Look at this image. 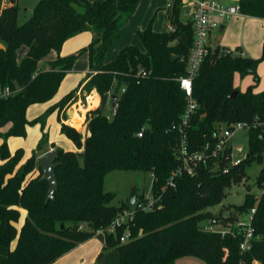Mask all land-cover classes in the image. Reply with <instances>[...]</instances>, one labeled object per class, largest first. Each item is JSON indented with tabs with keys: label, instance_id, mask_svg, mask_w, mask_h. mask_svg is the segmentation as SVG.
<instances>
[{
	"label": "trees",
	"instance_id": "16d2710c",
	"mask_svg": "<svg viewBox=\"0 0 264 264\" xmlns=\"http://www.w3.org/2000/svg\"><path fill=\"white\" fill-rule=\"evenodd\" d=\"M139 3L40 0L22 25L17 2L2 10L0 42L6 50H0V95L7 89L10 94L0 97V130L9 125L10 129L0 145V264H54L130 210L128 203L112 205L116 195L105 191V178L114 171L152 174V194L159 200L150 212L136 211L116 233L97 236L104 246L95 264H178L186 258L205 264H252L255 260L264 264V168L258 178L263 190L260 198L248 194L238 208L245 214L256 206L251 250L241 252L243 239L235 232L222 235L203 229L213 219L233 228L237 214L219 217L208 209L220 205L226 191L246 179L247 167L262 164L264 132H249L246 160L227 173L200 167L194 176L183 175L173 187H166L181 165L177 150L187 98L179 79L187 75L182 59L190 52L193 31L189 21L180 22L175 32H155L150 24L138 31L143 48L125 47L115 61L107 62L110 48ZM180 4L175 0L172 9ZM239 5L241 14L264 19V0H239ZM83 32L93 34L92 43L75 56L61 57L65 42ZM22 46L29 51L19 62ZM52 51L58 58L48 71H42L41 60ZM83 53L89 54L92 71L86 85L100 95L101 104L88 112L85 125L79 128H84L83 133L62 123L61 134L76 151L56 149L58 188L54 200L46 203L49 184L42 180L38 162L43 144L23 163L24 151L12 153L8 138L25 137L28 127L39 123L40 118L28 120L29 107L51 102ZM260 63L218 45L213 48L193 81L198 109L186 127L191 151L214 143V133L221 126L264 118V91H254ZM237 74L254 76L256 84L242 92L234 84ZM76 98L77 90H73L44 115L58 111L59 120H67L65 110ZM107 104L116 109L111 117L104 114ZM139 199L144 200L143 195ZM22 211L26 216L18 228ZM127 231L132 239L122 243L120 238Z\"/></svg>",
	"mask_w": 264,
	"mask_h": 264
},
{
	"label": "rangeland",
	"instance_id": "374dc122",
	"mask_svg": "<svg viewBox=\"0 0 264 264\" xmlns=\"http://www.w3.org/2000/svg\"><path fill=\"white\" fill-rule=\"evenodd\" d=\"M40 0H18V8H19V16H18V24L22 25L25 23L34 12L36 5ZM88 1H95V0H88ZM152 0H142L138 9L135 11V22L134 25H138V30H135L131 33V30L128 29V33L122 39V33L128 21L123 25L121 29L120 36L114 41L110 51L108 52L106 61L113 62L117 59L120 51L128 46H137L139 48H143L141 40L138 35V31H142L147 28L150 24H152L153 30L155 32H162L166 30V26L168 24L173 25L174 28L179 24V19H181V6L178 9H172V13L169 17L168 15V4L169 0H165V4L163 6H159L154 8L150 5ZM174 7V4H173ZM133 16V14H132ZM219 31L214 33V36H217ZM94 37H91L89 33L83 32L70 41L69 44L74 46L72 48V52L69 54L68 57L75 56L79 54L81 49L88 47ZM126 41V42H125ZM28 47L22 46L18 50V60L22 62L27 54H28ZM236 51V49L234 50ZM53 51L50 52L45 58H43L39 64V68L43 69L47 67L51 63V56ZM254 59V58H253ZM257 60H261L259 68L257 70V74L259 77V88L261 91H264V72H263V65H264V44L261 49V54ZM91 70L90 67V57L88 53H83L78 56L75 64L73 66L72 72L66 75L64 79V83L61 86L58 94L54 98V103L58 102V99L62 98L66 94L70 93L73 90H77L84 79L87 78V72ZM250 81V82H249ZM235 83L238 89H245L251 85H255L254 76L249 75L245 78H242L240 75L236 76ZM249 83V84H248ZM263 87V88H262ZM84 90L88 93H91L93 90L90 89L89 85L84 87ZM93 105L92 99L88 102L86 101V105ZM46 103L42 104H34L31 105L28 109L27 118L29 121H34L37 118H40L39 123L35 125H31L28 127L27 135L25 137H9L8 138V146L9 149L13 151H17L18 149H22L25 153L24 161L26 162L28 158H30L37 148L39 147L40 143H50L51 141L57 142L60 145H67L66 139L61 137L59 132V113L55 111L48 116H45ZM97 104L94 103V106ZM87 106V107H88ZM74 105H68L65 112L66 115L69 116H76ZM93 108V107H90ZM83 112V111H82ZM112 108L109 104L105 106L104 114L111 117L112 115ZM88 114V113H87ZM87 117V116H86ZM68 119V118H67ZM68 126L73 127L78 132L83 131L80 130V125L86 122V118L80 117V123L77 126H73L72 124L74 121L69 117L67 120ZM80 128V129H79ZM10 129V125L6 126L5 128L0 130V145L2 144L3 138L8 130ZM249 135L247 130H240L236 132L234 138L231 140L230 145L233 146L235 149L237 147H243V152H236V158H242L245 156L249 151ZM264 156V155H263ZM264 168V158L262 164L258 162L252 163L249 167L246 168V179L238 185H233L226 191V198L224 201L213 208L208 209V211L212 212L216 216H229L232 212L237 214L240 218H246V214H242L239 211V206H242L245 203L246 196L248 194H253L257 198H260L263 190L258 185V178L260 176L261 170ZM152 186H153V176L150 173L145 172H138V171H114L107 175L105 178V191L114 193L116 195L115 200L112 202V205L119 206L122 203H128L131 191L134 187L138 188V196L145 195L151 196L152 194ZM100 242V239L98 240ZM191 264H205L201 260L193 259Z\"/></svg>",
	"mask_w": 264,
	"mask_h": 264
},
{
	"label": "built area",
	"instance_id": "2783aa9c",
	"mask_svg": "<svg viewBox=\"0 0 264 264\" xmlns=\"http://www.w3.org/2000/svg\"><path fill=\"white\" fill-rule=\"evenodd\" d=\"M175 0H169L168 10L173 7ZM188 18L193 31L192 46L186 58L182 61L186 64L187 75L179 79L181 89L185 92L187 98V107L180 125V143L177 150L178 158L181 165L167 181L166 187H173L175 181L183 175L194 176L200 167L208 168L212 173H227L230 168L241 165L247 158L248 153L242 158H236V152H243V147L236 149L230 145L236 132L247 130L248 134L252 130L259 129L264 132V118L258 119L253 123L239 122L227 126H221L214 133L216 141L207 143L202 149L191 151L188 146V135L186 127L191 117L196 113L198 104L193 97V81L198 75L205 59L213 51V35L219 31L223 22L228 21L241 14L240 5L225 6L217 0H190L187 6ZM168 32H175L173 26L168 27ZM147 74L143 73L145 77ZM124 91V90H123ZM10 91L7 89L0 97L9 96ZM113 114L116 109L112 110ZM143 129L138 133V137L142 138ZM249 152V151H248ZM155 178L153 176V182ZM164 187L162 191L166 188ZM144 200L138 199L130 210L123 212L110 226L97 232V236L105 237L106 234H114L118 227L128 223L138 210L152 211L156 202L159 200L153 194L151 196L143 195ZM246 218H238L232 229L224 228V221L213 219L203 225L206 232H219L226 235L232 232L242 236L243 242L240 245L242 253L251 250L254 240L253 221L256 214V206L245 213ZM83 226L81 227V229ZM132 239L131 233L127 231L121 238L122 243H126ZM252 264H259L254 261Z\"/></svg>",
	"mask_w": 264,
	"mask_h": 264
},
{
	"label": "crops",
	"instance_id": "0c3cea01",
	"mask_svg": "<svg viewBox=\"0 0 264 264\" xmlns=\"http://www.w3.org/2000/svg\"><path fill=\"white\" fill-rule=\"evenodd\" d=\"M141 1L142 0H140V3H141ZM189 1L190 0H180V3H181L180 8L182 11L181 12L182 18L179 19V23L180 22L186 23L187 21H189L188 11H187V6L189 4ZM217 1H219L221 4H223L225 6L239 5V0H217ZM17 3H18V0H17ZM140 3H139V5H140ZM164 4H165V0H152V2H150V5L154 8H157L159 6H163ZM10 5H12V4L9 0H0V14L4 8H6ZM139 5H138V7H139ZM138 7H137V9H138ZM171 13H172V10L171 11L168 10L169 17L171 15ZM135 15H136V13L134 12L133 16H131V18L129 19V23L127 24V26L123 30L122 39L128 33L127 32L128 29L131 30V33L134 32L135 30H138L137 28H139V26L137 24L134 25V22L136 20ZM169 26H173V25L168 24L166 26V30H168ZM127 27H128V29H127ZM87 33H89V35L91 37H94L91 32H87ZM75 37H73V38H71L65 42V44L63 45L61 52H60L61 57H68L69 54L72 52L71 51L72 48H75L74 46L69 44L70 41H72ZM212 43H213L212 44L213 48L218 45L221 48H225L231 52L240 53L245 57L254 58V59L258 58L261 54V49H262V46L264 44V19L256 18V17H249V16H245L243 14H240L237 17H234L228 21L223 22L222 27L219 30V34L217 36L213 35V42ZM235 49H236V51H234ZM51 57H52L51 62H53L58 58V54L55 51H53V54ZM41 70L42 71H48L49 65L47 67L41 69ZM263 72H264V65H263ZM91 75H92V71L89 70L87 72V78L82 81L79 88L77 89V98L74 101V103L72 104L75 106L74 107L75 112H77V114L84 119L87 118L86 117L87 113L90 110L97 109L101 104V97L96 92V90H93L91 93H88L87 91L84 90V87L88 83L89 77ZM236 76H238V74ZM236 76H235V79H236ZM63 83H64V80H63L61 86L63 85ZM234 84H235V87L237 88L235 80H234ZM61 86H60V88H61ZM258 86H259V84H257V87L254 90L256 93L262 92L260 90L261 88H259ZM239 90H241L242 92H245V89H239ZM60 99H58V101ZM90 99H92L93 105L88 106V103L86 105V101L88 102ZM94 103H96L97 105L94 106ZM46 104H47L46 106H48L46 108V110H47L51 105L54 104V99L51 102H48ZM90 107H93V108H90ZM27 113H28V111H27ZM69 117H71V116H69V114H67L68 119H69ZM60 119H61V121L59 120V132H60L61 137H63V139H66L67 145H65V146L60 145L57 142H53V141H51L50 143H47V141H45L43 143V146H42V151L38 152L39 157L41 155L47 153V152L56 150L57 148L63 149L65 151H76V147L73 144V142L68 140L63 134H61V125H62V123L67 124L68 119L67 120H63V118H60ZM53 144L56 146V148L52 147ZM14 152H16V151H13L12 153H14ZM24 162L25 161L23 160V163ZM1 163L2 162L0 160V165H1ZM25 216H26V212L22 211L21 221L17 225L18 228H20L22 226V224L24 223ZM99 239L100 238L96 236V237H93V238L89 239L88 241L80 244L75 249L71 250L70 252H68L67 254L62 256L61 258H59L54 264H95L96 259H97L98 255L100 254V252L102 251V248L104 246V243L101 241V239H100V242H98ZM192 260L193 259H190V258L182 259V260L178 261V264H191Z\"/></svg>",
	"mask_w": 264,
	"mask_h": 264
},
{
	"label": "water",
	"instance_id": "95a60500",
	"mask_svg": "<svg viewBox=\"0 0 264 264\" xmlns=\"http://www.w3.org/2000/svg\"><path fill=\"white\" fill-rule=\"evenodd\" d=\"M11 4H15L17 0H9ZM0 50H6V47L0 42ZM237 93L233 94V97H236ZM116 96L113 97L112 102H114ZM58 152L56 150L47 152L41 155L38 158V162L40 167L43 170V177L42 180L47 181L49 184L48 194L46 198V203L54 200V194L58 188V180L55 175V169L60 165V163H56V157ZM138 188L134 187L131 191L128 204L133 207L138 199Z\"/></svg>",
	"mask_w": 264,
	"mask_h": 264
},
{
	"label": "bare ground",
	"instance_id": "6f19581e",
	"mask_svg": "<svg viewBox=\"0 0 264 264\" xmlns=\"http://www.w3.org/2000/svg\"><path fill=\"white\" fill-rule=\"evenodd\" d=\"M76 114V116H78V117H74V116H72L71 115V119L74 121V123L72 124L73 126H75V125H77V124H80V123H78V122H80V116L77 114V112L75 113Z\"/></svg>",
	"mask_w": 264,
	"mask_h": 264
}]
</instances>
